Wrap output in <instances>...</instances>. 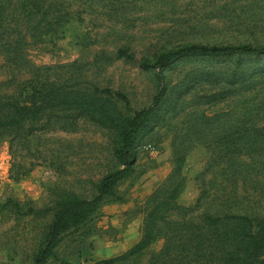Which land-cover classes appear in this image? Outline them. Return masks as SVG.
I'll return each mask as SVG.
<instances>
[{
  "label": "rangeland",
  "instance_id": "1",
  "mask_svg": "<svg viewBox=\"0 0 264 264\" xmlns=\"http://www.w3.org/2000/svg\"><path fill=\"white\" fill-rule=\"evenodd\" d=\"M192 46L263 48L264 0H0V264H34L60 205L92 200L123 168L121 131L161 83L166 94L135 135L133 172L61 232L46 264L128 251L143 238L151 195L177 169L180 206L245 217L229 238L251 252L263 241L264 54L156 67ZM164 245L136 261L150 264Z\"/></svg>",
  "mask_w": 264,
  "mask_h": 264
},
{
  "label": "trees",
  "instance_id": "2",
  "mask_svg": "<svg viewBox=\"0 0 264 264\" xmlns=\"http://www.w3.org/2000/svg\"><path fill=\"white\" fill-rule=\"evenodd\" d=\"M238 53L264 54V47L259 49L250 46L185 47L160 56L156 67L162 71L177 61L191 56H225ZM159 80H163L161 75ZM165 94L166 87L161 83L152 106L145 110L134 111L132 122L122 129L121 147L116 151V156L123 168L102 178L97 187V194L92 200H72L60 205L51 232L34 264H46L53 255L61 232L70 225L84 220L89 212L103 202L105 197L113 196L117 184L133 172L137 161L133 147L135 135L144 119L160 103ZM115 95L130 106L129 100L123 94L115 93ZM20 111L17 105L11 106V112L15 116L19 115ZM181 176L182 170H175L163 186L151 195L149 203L152 204V209L147 215L142 240L122 255L100 260L94 264H141L136 261L137 258L159 239L165 241L164 248L150 264H264V245H261L264 242V234L261 243L253 241V252L251 247L243 246L245 239L239 236L230 239L227 235L231 225L242 221L248 222L247 218L229 213L223 216L211 213L195 216L196 208H185L179 205L178 199L186 187V179L183 176L179 179ZM172 215H177L179 219L171 220Z\"/></svg>",
  "mask_w": 264,
  "mask_h": 264
}]
</instances>
